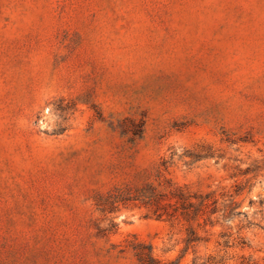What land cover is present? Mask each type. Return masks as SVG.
Segmentation results:
<instances>
[{"label":"rangeland","instance_id":"rangeland-1","mask_svg":"<svg viewBox=\"0 0 264 264\" xmlns=\"http://www.w3.org/2000/svg\"><path fill=\"white\" fill-rule=\"evenodd\" d=\"M162 160L238 204L207 242L96 207ZM137 241L164 264H264V0H0V264H138Z\"/></svg>","mask_w":264,"mask_h":264},{"label":"trees","instance_id":"trees-1","mask_svg":"<svg viewBox=\"0 0 264 264\" xmlns=\"http://www.w3.org/2000/svg\"><path fill=\"white\" fill-rule=\"evenodd\" d=\"M138 132L141 134V127ZM166 168L167 161L162 160L151 171L152 179L144 176L140 183L114 186L104 194L96 193L94 195L96 207L106 214L115 210L120 204L137 203L145 208L147 214L155 218H162L170 223H185L186 247L197 242H207L210 233L205 227L212 228L219 223V212L220 218L229 221L238 204L231 197L228 203L219 206L217 199H214L211 193L191 191L186 186L177 185L170 178H166L163 175ZM239 190L240 188L236 189L235 194H239ZM89 227L95 229L96 235H105L114 231L116 224L110 219L107 227L102 228L97 220L92 219ZM197 228L202 229L205 234H199ZM131 248L138 264H164L153 257L150 244L137 241ZM192 264H195V259Z\"/></svg>","mask_w":264,"mask_h":264}]
</instances>
